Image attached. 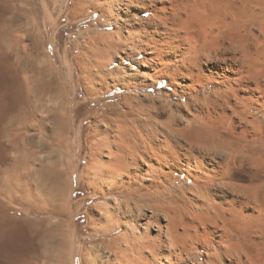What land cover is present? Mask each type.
Returning a JSON list of instances; mask_svg holds the SVG:
<instances>
[{
  "label": "bare ground",
  "instance_id": "1",
  "mask_svg": "<svg viewBox=\"0 0 264 264\" xmlns=\"http://www.w3.org/2000/svg\"><path fill=\"white\" fill-rule=\"evenodd\" d=\"M90 1L75 2L72 14ZM95 1L105 7L116 32L95 35L92 44L111 53L97 63L98 68L108 65L100 68L105 74L97 72L99 80L94 72L95 80L85 81L87 87L97 89L110 78L114 85L139 91L165 78L173 89L163 95L176 96L178 110L192 116L179 127L173 126L172 113V119L146 117L147 124L133 113L117 112L105 129L96 124L86 174L94 195L106 200L102 210L108 225L95 232L122 233L114 236L113 244L108 242L110 252L103 250L106 243L99 249L95 244L90 264L103 256L110 264H184L199 248L208 258L205 264H255L263 246L253 251L252 243L264 245V138L256 120L264 115V0ZM124 30L135 53L118 56L119 65L110 69ZM125 59L138 68L123 66ZM91 67L84 70L92 73ZM63 88L56 72L51 80L28 76L22 86L21 203L30 216L24 238L29 244L38 239L39 247L50 248L58 259L69 246V167L75 150L74 120ZM131 94L125 99L138 100ZM182 181L202 200L190 206L187 226L192 233L184 224L187 231L178 232L185 217L176 208L181 203L174 205L183 197L181 192L175 196L180 191L175 184ZM45 193L47 204L41 200ZM154 225L158 229L153 234ZM1 237L6 249L17 243L15 237ZM118 254L121 258L111 257Z\"/></svg>",
  "mask_w": 264,
  "mask_h": 264
},
{
  "label": "rangeland",
  "instance_id": "2",
  "mask_svg": "<svg viewBox=\"0 0 264 264\" xmlns=\"http://www.w3.org/2000/svg\"><path fill=\"white\" fill-rule=\"evenodd\" d=\"M27 1L0 0V235L2 237L5 236V238L10 237L13 240V237H15L14 242H17L14 244V247L6 249L2 245V240H0V264H90V249L95 244H98L97 247L99 249L100 246L103 247L101 242L106 243L107 245L105 244L103 250H106V253L107 251L110 252L109 244H113L114 239L117 238L114 236L122 233L119 230L103 235H98L95 232L97 231L96 229L108 225L106 220L107 215L102 210V206L105 205L106 200L103 197L94 195L95 187L90 184V177L86 174V170L90 165L92 142H95L92 136L94 135L93 130H95L96 124L100 125L101 130L105 129V124H108L110 118L117 112L133 113L135 117L147 124L149 122L145 120L147 118L152 119L155 116L154 119L156 120H164L167 117L172 119L173 117L170 118L172 113V116L174 114L175 117L172 120L173 124L174 122L176 123L173 126L180 127L192 115L185 110H178L177 101L179 100L176 96L166 97L163 95L164 90L170 92L173 89L167 85L165 78H160L156 86H149L139 91L114 85L113 79L110 78L104 83H98L97 89L92 88L93 90H91L87 87L88 80H92L95 75L98 78L97 72H99L98 74H105L106 71L104 69L102 72L100 71L102 70L100 68L104 67V65L98 68L97 63L99 61H106L104 59L111 53L106 55L107 51L104 53L103 49L100 48L101 45L97 47L98 45L92 44L95 35L98 32H116L113 22L105 14V7L101 4V6L96 4L98 1L93 2L94 0H91V5H85L83 10H80L76 15L72 13H74L75 2L78 0ZM133 4L132 8L135 7V3ZM103 12L104 14H102ZM143 16L147 17L146 14ZM137 21L140 22V18ZM123 33L120 36L122 39H116L117 43H120L112 51V55L115 56L116 60L109 65L110 69L119 65V61L117 60L120 58L118 56L124 57L129 52L135 53V49L130 50L133 43L129 41H132L131 38L128 40L126 37L128 36V32L124 30ZM117 47L118 51L116 50ZM90 50L91 52L89 53ZM142 56V54H139L137 57L141 59ZM131 64V60L128 59L122 62L123 66H131L133 71H135L138 68L137 65ZM87 67L93 68L91 70L92 73L90 70L86 72L89 69ZM85 68L86 70H84ZM95 68L98 71L94 70ZM142 68L149 69L148 65H143ZM55 72L60 77L64 86L63 91H65L67 102L70 106L69 109L72 112L71 115L74 120L72 145L75 149L73 150L74 156L71 158V166L69 167L70 188L68 208L71 216V233L68 242L69 246L68 248L66 247L64 255L60 253L59 259L57 253H52L50 248H46L44 245L39 247L40 241L38 242V239L29 244L24 238L27 228L26 221L27 219L29 220L30 216L22 210V181L20 182L23 155L21 151L23 145L21 126L24 116L22 110V86L28 76L32 80L37 77L51 80L55 78ZM86 73H91V75L88 74L87 79ZM98 79L100 80V78ZM86 80L87 83L85 82ZM147 82L152 83V80L148 79ZM100 87L101 89L99 90ZM95 90L97 92L99 90L100 92L97 93ZM131 93L136 94L138 100H126L127 95L130 96L132 95ZM61 99L62 97L59 98L60 101ZM166 102H169V104ZM182 102L184 103L185 101L183 100ZM142 117L144 119H141ZM257 118V125L261 130V136L264 138V115L260 114ZM161 127L159 125L160 129ZM161 130H163V127ZM37 139L39 140V138H36V142L39 143ZM96 157L98 158L99 156L97 155ZM101 158L105 159L104 156L98 159L100 160ZM46 183H48L46 188L50 190L51 181L47 180L45 181V185ZM187 185H189L187 181L175 184L178 189L180 188L179 195L175 193V196H180V192L183 195V197L180 196L181 199L179 198L180 202H175H178V204L174 203L177 206L181 203L176 208L184 210V222L178 228V232L180 233L187 231L185 228H188L187 233H192L191 229L189 230V226H187V222L192 220L190 214L192 209L190 206L192 201L194 204L202 202L199 197L196 198L195 192L192 189L185 188ZM47 199V193L41 196L44 204H47ZM108 202L110 203V201ZM186 203L189 204V207ZM14 210H17V212ZM159 218L161 224L165 223V220L160 215ZM122 220L125 221L124 218ZM54 221L55 219H51V222ZM157 229L158 227L154 225L152 233L154 234ZM202 230V227H200V231ZM32 231L35 234L38 231V225L35 224ZM257 237L259 239V236ZM252 244L251 249L253 251L254 249L255 251L258 248L260 249L262 246L264 249V245L261 243H257L258 245ZM37 247L39 248L36 250ZM262 248L260 249L262 255L255 259V264H264V250ZM103 250L100 252L105 254ZM5 252L7 254H3ZM103 254H101V258ZM193 255L190 258H186L184 264H205V261L208 259L206 253L201 248L197 249ZM119 256L120 254L117 257L114 255L111 257L118 259L121 258ZM105 257L103 256L101 261L100 259H97V261L95 259L94 262L103 264L102 262L105 263L107 261L105 264H110L108 263L109 258ZM94 262L91 261V264Z\"/></svg>",
  "mask_w": 264,
  "mask_h": 264
}]
</instances>
